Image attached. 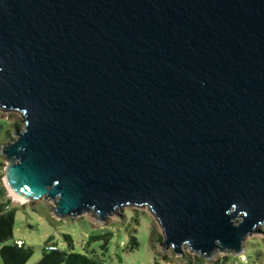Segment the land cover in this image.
Masks as SVG:
<instances>
[{
	"label": "water",
	"instance_id": "obj_1",
	"mask_svg": "<svg viewBox=\"0 0 264 264\" xmlns=\"http://www.w3.org/2000/svg\"><path fill=\"white\" fill-rule=\"evenodd\" d=\"M0 111L20 203L145 205L177 259L264 236V0H0Z\"/></svg>",
	"mask_w": 264,
	"mask_h": 264
},
{
	"label": "rangeland",
	"instance_id": "obj_2",
	"mask_svg": "<svg viewBox=\"0 0 264 264\" xmlns=\"http://www.w3.org/2000/svg\"><path fill=\"white\" fill-rule=\"evenodd\" d=\"M21 128L18 113L0 111V146L10 142L14 138V130L19 131ZM4 164V158L0 155L2 185ZM5 194L10 200V208L14 209L12 238L5 244L20 241L30 247L32 254L25 264L37 263L42 249L51 245L60 251L85 254L105 264H264V236H261V232L247 236L237 255L219 253L198 262V256L181 249L182 254L177 259L170 249L162 251L159 246L163 238L161 229L145 205L124 206L116 210V216L107 215L101 222L88 213L58 219L52 216V204L47 200L20 203L15 202L6 190ZM259 230L263 229L260 227ZM64 235L71 239V248L63 239ZM91 236L104 238L93 241ZM131 237L137 242L133 250L127 246Z\"/></svg>",
	"mask_w": 264,
	"mask_h": 264
},
{
	"label": "trees",
	"instance_id": "obj_3",
	"mask_svg": "<svg viewBox=\"0 0 264 264\" xmlns=\"http://www.w3.org/2000/svg\"><path fill=\"white\" fill-rule=\"evenodd\" d=\"M14 218V209L10 208V200L6 197L5 189L0 182V264H25L28 258L32 254L30 247L17 242L11 244H5L12 238V226ZM152 234V233H151ZM99 237L104 236H91V240L96 241ZM63 239L67 242L68 247H72V241L68 235H64ZM50 239L47 240L49 242ZM127 246L130 250L137 247V242L130 238L127 242ZM53 250L44 247L40 259L35 264H105L96 258H92L85 254H78L73 252H64L55 248ZM103 247V246H102ZM198 262H201V258H197Z\"/></svg>",
	"mask_w": 264,
	"mask_h": 264
},
{
	"label": "built area",
	"instance_id": "obj_4",
	"mask_svg": "<svg viewBox=\"0 0 264 264\" xmlns=\"http://www.w3.org/2000/svg\"><path fill=\"white\" fill-rule=\"evenodd\" d=\"M20 243H21V242H17L18 246H20ZM47 248H48V249H51V250L54 249V247H51V246H50V247H47Z\"/></svg>",
	"mask_w": 264,
	"mask_h": 264
},
{
	"label": "bare ground",
	"instance_id": "obj_5",
	"mask_svg": "<svg viewBox=\"0 0 264 264\" xmlns=\"http://www.w3.org/2000/svg\"><path fill=\"white\" fill-rule=\"evenodd\" d=\"M7 192L9 193V191H8V190H7ZM9 194H10V193H9ZM10 196H11V195H10ZM11 197H12V196H11ZM12 198H13V197H12ZM13 200H14L15 202H18V201H17L16 199H14V198H13Z\"/></svg>",
	"mask_w": 264,
	"mask_h": 264
},
{
	"label": "crops",
	"instance_id": "obj_6",
	"mask_svg": "<svg viewBox=\"0 0 264 264\" xmlns=\"http://www.w3.org/2000/svg\"><path fill=\"white\" fill-rule=\"evenodd\" d=\"M16 242H20V241H16Z\"/></svg>",
	"mask_w": 264,
	"mask_h": 264
}]
</instances>
